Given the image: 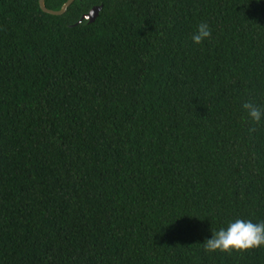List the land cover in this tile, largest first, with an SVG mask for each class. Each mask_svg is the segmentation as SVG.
<instances>
[{
	"label": "trees",
	"instance_id": "obj_1",
	"mask_svg": "<svg viewBox=\"0 0 264 264\" xmlns=\"http://www.w3.org/2000/svg\"><path fill=\"white\" fill-rule=\"evenodd\" d=\"M246 102L264 0H0V264H264L203 247L264 221Z\"/></svg>",
	"mask_w": 264,
	"mask_h": 264
},
{
	"label": "clouds",
	"instance_id": "obj_2",
	"mask_svg": "<svg viewBox=\"0 0 264 264\" xmlns=\"http://www.w3.org/2000/svg\"><path fill=\"white\" fill-rule=\"evenodd\" d=\"M212 36V29L206 22L197 25L196 31L192 35V42L200 45ZM242 109L247 113V117L255 124L264 121V108L253 102H246ZM255 131V128L250 129ZM264 246V221L253 222L246 219H235L225 227H220L217 231H210L203 247L209 253H231L233 251H247Z\"/></svg>",
	"mask_w": 264,
	"mask_h": 264
},
{
	"label": "water",
	"instance_id": "obj_3",
	"mask_svg": "<svg viewBox=\"0 0 264 264\" xmlns=\"http://www.w3.org/2000/svg\"><path fill=\"white\" fill-rule=\"evenodd\" d=\"M75 0H67L64 5L62 6V8L60 10H50L48 8H46L45 4H44V0H40V7L43 11L50 13V14H54V15H60L62 13H64L66 11V9L74 2ZM102 5L99 6H94L88 13L83 14L81 19L78 21V23L82 22V20L87 19L88 22H93L96 17L99 14V11L101 10Z\"/></svg>",
	"mask_w": 264,
	"mask_h": 264
}]
</instances>
